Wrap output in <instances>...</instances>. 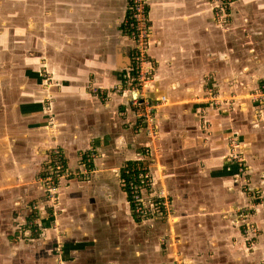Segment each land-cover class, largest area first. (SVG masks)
<instances>
[{
    "label": "crops",
    "instance_id": "0c3cea01",
    "mask_svg": "<svg viewBox=\"0 0 264 264\" xmlns=\"http://www.w3.org/2000/svg\"><path fill=\"white\" fill-rule=\"evenodd\" d=\"M258 3L225 5L220 23L211 0H147L155 75L146 93L168 100L150 140L129 106L137 93L113 91L133 70L130 0H55V38H39L51 55H31L17 69L33 104L15 105L16 115L13 104L0 110V264H264V108L211 101L264 81ZM53 149L72 170L95 154L88 177L58 185L55 220L38 185ZM149 164L161 168L153 182L170 193L173 226L131 213L127 170ZM33 205L39 230L30 226ZM247 225L255 232L245 234Z\"/></svg>",
    "mask_w": 264,
    "mask_h": 264
},
{
    "label": "built area",
    "instance_id": "2783aa9c",
    "mask_svg": "<svg viewBox=\"0 0 264 264\" xmlns=\"http://www.w3.org/2000/svg\"><path fill=\"white\" fill-rule=\"evenodd\" d=\"M214 9V17L220 22L224 23L227 21L222 12H226L227 8L224 6L233 4L234 0H211ZM149 9L147 7V0H130V9L124 20V28L127 34L134 40L136 44V50L133 56V70L130 74H125L122 77V86L115 87L113 91L115 94L122 92H135L137 93L136 98L129 101V106L133 109L134 119L140 123L145 135L150 139L154 140L158 136V117L157 112L160 108L165 107L168 102L166 96H160L156 100L151 101L147 97L146 90L149 89L153 81L155 70L150 65L149 61V45L151 39V26L152 21L149 18ZM47 74L44 75L47 87L51 85V82L47 80ZM94 94L99 95L102 100H108L110 94L108 90H91ZM258 97L259 100L255 102L264 103V81L260 83V89L251 99ZM219 94H213L211 101L215 103H222L223 100ZM226 100V99H224ZM231 103V102H228ZM242 104V101H241ZM46 112L50 113L51 108L47 106ZM49 123L51 119L49 118ZM52 130V125H50ZM95 154L91 151L89 154L80 160V169L72 170L65 164L63 154L58 149H53L51 156L45 163L46 170L45 175L38 178V185L41 188L47 205L50 210L51 220H55L57 216L58 202L56 199V192L58 185L63 181L69 180H80L84 177H88L91 172L92 166H94ZM228 157L230 160L235 161L240 158L236 152V146L233 144L230 146L228 151ZM160 167L154 164L146 166L137 165L129 168L127 174L129 176L127 185L131 196L132 209L131 213L133 217L141 222H149L152 219L160 217H168L171 224L175 221V216L171 209L170 193L161 188H156L153 182V173L159 172ZM151 196H148V194ZM32 213L30 215V226L34 230L41 229L40 217L36 206H32ZM240 220L243 221L245 216L240 214ZM55 224V222H53ZM248 231L255 232L252 226L247 225L244 229L246 234ZM167 236H172V233H167ZM166 236V237H167ZM167 240L162 237L159 240V244L166 247Z\"/></svg>",
    "mask_w": 264,
    "mask_h": 264
},
{
    "label": "rangeland",
    "instance_id": "374dc122",
    "mask_svg": "<svg viewBox=\"0 0 264 264\" xmlns=\"http://www.w3.org/2000/svg\"><path fill=\"white\" fill-rule=\"evenodd\" d=\"M258 2L264 5V0H234L233 3H235L237 8H243L245 11L246 8L249 7L250 9L252 5L259 4ZM53 23H55V0H10L5 6L0 5V38H3V43L0 44L1 114L5 107L10 106V104H13V113H15V115L18 112L15 105L33 104L32 101L30 102L28 99H25L26 91L19 90L23 84V80L18 78L17 66L22 62V59L27 56L48 57L51 55V52H49L51 51V44H46L45 41H40L39 38H45L46 40L55 38V26ZM6 29L9 30L3 34L1 30ZM259 30L260 29L254 28L253 32H257V34L259 32L262 33V31ZM257 34L254 33V36L257 37ZM35 39L38 40V47H35V43H33ZM47 52L49 53L46 54ZM260 57H262V49L260 50ZM43 74H45V72ZM45 80L46 79L43 78V81L40 82L44 84V90L48 88L47 85H45L47 84ZM259 89L260 82L255 90L250 92L242 91V93L239 92L238 94L222 97L221 99L223 100V104L236 101L241 105L242 101V104H249L251 107L264 108L263 102H255L259 100L258 97L251 99L256 95ZM2 93L4 96H2ZM42 104L43 106L45 105L43 102ZM231 145H229L228 151ZM230 161L235 162L237 169L243 166L241 157L237 158L235 161ZM90 173H92V171ZM158 220L165 222L168 226H173L176 223V218L171 224L169 222L171 219L167 216L152 219L150 222ZM167 233H172L173 236V232L170 230L165 233L163 237L167 240L166 246L171 242L170 239L172 237L167 236Z\"/></svg>",
    "mask_w": 264,
    "mask_h": 264
},
{
    "label": "flooded vegetation",
    "instance_id": "af4514ba",
    "mask_svg": "<svg viewBox=\"0 0 264 264\" xmlns=\"http://www.w3.org/2000/svg\"><path fill=\"white\" fill-rule=\"evenodd\" d=\"M7 31H8L7 29H6V30H1V32H2L3 34H5ZM2 43H3V38H0V44H2ZM28 57H29V56L24 57V58L22 59V62H21L20 64H18L17 69L20 67V65H23V64H24L25 59L28 58ZM25 64H26V63H25ZM18 78H19V76H18ZM19 79H20V78H19Z\"/></svg>",
    "mask_w": 264,
    "mask_h": 264
},
{
    "label": "trees",
    "instance_id": "16d2710c",
    "mask_svg": "<svg viewBox=\"0 0 264 264\" xmlns=\"http://www.w3.org/2000/svg\"><path fill=\"white\" fill-rule=\"evenodd\" d=\"M10 0H0V5L5 6Z\"/></svg>",
    "mask_w": 264,
    "mask_h": 264
}]
</instances>
